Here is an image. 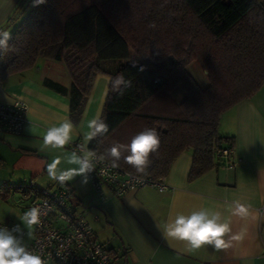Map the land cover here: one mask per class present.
I'll list each match as a JSON object with an SVG mask.
<instances>
[{
	"label": "trees",
	"instance_id": "obj_1",
	"mask_svg": "<svg viewBox=\"0 0 264 264\" xmlns=\"http://www.w3.org/2000/svg\"><path fill=\"white\" fill-rule=\"evenodd\" d=\"M27 1L8 50L0 53V81L41 58L62 62L71 86L44 83L68 98L76 125L96 75L103 74L109 82L99 118L109 131L88 142V149L106 156L114 143L127 145L155 128L161 144L145 173L124 162L127 152L118 167L165 177L186 150L193 155L190 180L224 165L215 152L232 148V137L218 134L221 114L264 88V0ZM193 61L205 72V88L187 71ZM118 74L132 82L123 95L110 87ZM178 86L184 91L180 102L171 96ZM126 128L128 136L120 137Z\"/></svg>",
	"mask_w": 264,
	"mask_h": 264
},
{
	"label": "crops",
	"instance_id": "obj_2",
	"mask_svg": "<svg viewBox=\"0 0 264 264\" xmlns=\"http://www.w3.org/2000/svg\"><path fill=\"white\" fill-rule=\"evenodd\" d=\"M27 5L26 0H0V31L12 35ZM19 12L21 16L16 17ZM46 80L67 89L71 86L64 64L45 58L39 59L34 67L0 81L1 104L20 99L27 107L21 133L0 132V194L9 191L5 200L0 196V221H10L1 220L4 219L2 205L10 197V191L19 190L17 187L24 181H33L47 172V165L53 159L61 160L58 170L78 167L67 163L73 152L71 146L88 144L85 141L87 124L101 115L109 82L107 76L96 75L76 125L70 119L68 98L49 88L44 83ZM65 119L74 125L70 143L63 149L43 148L46 129L58 126ZM217 131L222 137H232V149L239 162L232 168L214 167L190 180L193 155L191 150H186L171 164L164 177L168 189L163 192L144 188L114 196L109 188H104L101 201L89 179L83 183L79 175L63 185L51 180L47 187L59 185L72 190L78 207L85 211L86 219L89 217L87 221L97 239L116 257L115 264H264V88L224 111ZM35 194L29 196L23 192V197H29L25 212ZM234 202L248 208L246 217L231 216L228 209ZM199 209L220 211L225 218L230 217L231 235H240L241 239L223 250L204 245L189 251L187 242L168 241L163 237L170 215H187Z\"/></svg>",
	"mask_w": 264,
	"mask_h": 264
},
{
	"label": "clouds",
	"instance_id": "obj_3",
	"mask_svg": "<svg viewBox=\"0 0 264 264\" xmlns=\"http://www.w3.org/2000/svg\"><path fill=\"white\" fill-rule=\"evenodd\" d=\"M11 38L10 32L0 31V53L8 50V41ZM131 85L132 82L125 79L123 74H118L110 81L112 91L120 95H123L124 89ZM87 127L89 131L85 135L86 142L109 131L107 123L99 117L90 120ZM73 134V123L65 119L58 126L53 125L46 129L43 135V148L63 149L70 143ZM160 144V134L155 128H148L136 134L127 145L114 143L106 150V156L97 157L94 151L88 149L87 143L81 144L79 154L73 151L67 158V163L77 165V168L58 170L61 160L57 157L47 165V173L51 180L62 185L73 180L77 175L83 177V183H87L88 174L95 170L93 162L95 159L104 161L106 157H110L111 167L116 168L124 152L128 153L123 156L124 162L132 166L137 173H145L150 163V155L158 151ZM228 210L231 216L239 217H246L249 212L248 208L239 202H234ZM40 215V209L33 207L21 217L23 227L21 224L15 225L12 229L6 226L0 227V264H45L42 257L30 251L24 242L25 228L31 229L32 226L39 224ZM231 233V218H225L220 211L207 209L195 210L187 215L183 213L170 215L162 232L163 237L168 241L187 242L189 251L200 249L204 245H211L216 250L227 249L232 246L233 241L241 239L240 235H231ZM27 235L31 238V231H28Z\"/></svg>",
	"mask_w": 264,
	"mask_h": 264
},
{
	"label": "built area",
	"instance_id": "obj_4",
	"mask_svg": "<svg viewBox=\"0 0 264 264\" xmlns=\"http://www.w3.org/2000/svg\"><path fill=\"white\" fill-rule=\"evenodd\" d=\"M26 114V104L20 99L11 104L0 103V132L21 133ZM79 145L75 143L71 146L78 154ZM215 157L223 159V166L228 168L239 162L232 148L216 151ZM93 162L95 170L88 174V179L101 201L104 200V188H109L114 196L144 188L159 192L168 189L164 177H142L120 167L112 168L107 160L95 159ZM33 207L41 211L40 222L32 226L31 238L25 231L24 242L30 251L42 257L45 264H115L116 257L97 239L71 189L57 185L36 190L27 211ZM4 226L12 229L15 224L0 221V227Z\"/></svg>",
	"mask_w": 264,
	"mask_h": 264
},
{
	"label": "rangeland",
	"instance_id": "obj_5",
	"mask_svg": "<svg viewBox=\"0 0 264 264\" xmlns=\"http://www.w3.org/2000/svg\"><path fill=\"white\" fill-rule=\"evenodd\" d=\"M135 58H137V57H135ZM187 71L195 79V81L197 82V84L199 85L200 88H205L207 86L208 82H207V78L205 76V72L201 68V66L199 65V63L197 61H193V62L189 63V65L187 66ZM171 96L173 97V99L175 101L180 102L184 98V91H183L182 87L178 86L171 93ZM128 134H129V130H128V128H126V129H122L119 135H120V137L121 136L127 137ZM2 178L6 179V177H2ZM7 180H9V179H7ZM11 180H14V182L17 181V179H14V178ZM18 181H20V180L18 179ZM50 181H51V179L49 178L48 173L43 172L41 175H39L38 178L36 177L35 180H33V181L32 180L30 181V179H28V182L24 181L23 185L21 186L22 189L16 190V191H10V197L8 198L6 203H4L2 205L3 208L1 210L4 211V215L2 212L4 219H1V220L9 219L15 225L21 224V217L25 213L24 208L27 206L26 203H28V199H29V197H27V198L23 197V192H27L29 194V196H31L32 194H34L36 192L37 189L47 187V185L49 184ZM11 183H13V182H11ZM23 188H26V190H24ZM21 190H22V192H21ZM79 208L81 209L82 207H79ZM88 218L89 217L87 216V220H88ZM91 221H94V219H92ZM21 226L23 227L22 224H21ZM25 231L28 232V231H31V229L25 228Z\"/></svg>",
	"mask_w": 264,
	"mask_h": 264
}]
</instances>
